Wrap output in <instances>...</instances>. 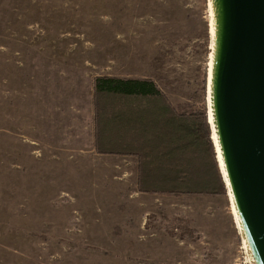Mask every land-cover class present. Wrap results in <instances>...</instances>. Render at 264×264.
Segmentation results:
<instances>
[{"label": "rangeland", "instance_id": "rangeland-1", "mask_svg": "<svg viewBox=\"0 0 264 264\" xmlns=\"http://www.w3.org/2000/svg\"><path fill=\"white\" fill-rule=\"evenodd\" d=\"M210 28L208 0H0V264H250L228 192H139L94 147L97 77L207 112Z\"/></svg>", "mask_w": 264, "mask_h": 264}, {"label": "water", "instance_id": "water-1", "mask_svg": "<svg viewBox=\"0 0 264 264\" xmlns=\"http://www.w3.org/2000/svg\"><path fill=\"white\" fill-rule=\"evenodd\" d=\"M208 5L210 129L249 263L264 264V0Z\"/></svg>", "mask_w": 264, "mask_h": 264}, {"label": "trees", "instance_id": "trees-1", "mask_svg": "<svg viewBox=\"0 0 264 264\" xmlns=\"http://www.w3.org/2000/svg\"><path fill=\"white\" fill-rule=\"evenodd\" d=\"M98 154L136 156L138 190L157 195H224L207 112H178L147 79L93 82Z\"/></svg>", "mask_w": 264, "mask_h": 264}, {"label": "bare ground", "instance_id": "bare-ground-1", "mask_svg": "<svg viewBox=\"0 0 264 264\" xmlns=\"http://www.w3.org/2000/svg\"><path fill=\"white\" fill-rule=\"evenodd\" d=\"M209 122H210V125H211L210 113H209ZM212 137H213L214 146H215V149H216V152H217L216 141H215V137H214V134L213 133H212ZM217 155H218L217 160H218V163H219L218 166H219V169H220V171H221V173L223 175L222 178H224L223 168H222V164H221V160H220V156H219V153L218 152H217ZM228 196L230 198V194L229 193H228ZM230 204H231V208H232V213L235 216V222H237V218H236V214H235V210H234V207H233V203H232L231 198H230ZM237 224H238V222H237Z\"/></svg>", "mask_w": 264, "mask_h": 264}, {"label": "crops", "instance_id": "crops-1", "mask_svg": "<svg viewBox=\"0 0 264 264\" xmlns=\"http://www.w3.org/2000/svg\"><path fill=\"white\" fill-rule=\"evenodd\" d=\"M155 195V194H154Z\"/></svg>", "mask_w": 264, "mask_h": 264}]
</instances>
